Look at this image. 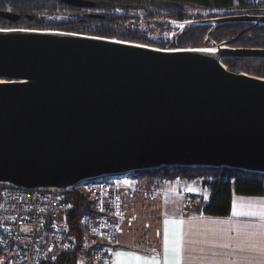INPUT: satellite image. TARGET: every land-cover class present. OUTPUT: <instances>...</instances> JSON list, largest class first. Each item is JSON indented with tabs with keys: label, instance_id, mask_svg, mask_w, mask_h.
<instances>
[{
	"label": "water",
	"instance_id": "1",
	"mask_svg": "<svg viewBox=\"0 0 264 264\" xmlns=\"http://www.w3.org/2000/svg\"><path fill=\"white\" fill-rule=\"evenodd\" d=\"M229 13L176 23L210 27L202 47L0 28V186L68 196L85 181L164 168L264 175V79L224 65L264 59V49L230 46L264 27V8ZM227 24L248 27L212 41Z\"/></svg>",
	"mask_w": 264,
	"mask_h": 264
},
{
	"label": "trees",
	"instance_id": "2",
	"mask_svg": "<svg viewBox=\"0 0 264 264\" xmlns=\"http://www.w3.org/2000/svg\"><path fill=\"white\" fill-rule=\"evenodd\" d=\"M87 7H74L61 0H0V12L20 17L16 23L0 18V28L57 30L82 35L118 39L159 48L206 46L208 26L177 27L176 23L203 21L238 15L234 10L257 9L246 0H81ZM193 16L195 20L192 19ZM248 26L227 24L214 31L212 41L221 43L236 38ZM233 48L264 49V27L244 33ZM230 71L264 79V59H226ZM166 172V173H165ZM145 187H158L161 180L202 179L208 183L213 197L199 212L205 216L228 217L233 195L264 196V175L229 169H161L132 174ZM209 178V179H207ZM67 200L72 209L66 215V226L77 242L82 232L79 219L88 204L70 194ZM149 232V231H148ZM149 239V238H146ZM138 242H142L138 240ZM149 243L151 241L146 240ZM76 252L60 256L55 264H76Z\"/></svg>",
	"mask_w": 264,
	"mask_h": 264
},
{
	"label": "built area",
	"instance_id": "3",
	"mask_svg": "<svg viewBox=\"0 0 264 264\" xmlns=\"http://www.w3.org/2000/svg\"><path fill=\"white\" fill-rule=\"evenodd\" d=\"M250 3L264 8V0ZM118 179L135 181L132 175L104 177L74 187L72 194L88 204L79 219V242L66 226L72 209L66 195L54 189L0 186V264H55L67 252H76V264H109L111 248L123 231L119 221L124 216V199L164 195L159 186L145 187L138 181L137 185H119ZM186 203L197 206L201 200L187 198Z\"/></svg>",
	"mask_w": 264,
	"mask_h": 264
},
{
	"label": "crops",
	"instance_id": "4",
	"mask_svg": "<svg viewBox=\"0 0 264 264\" xmlns=\"http://www.w3.org/2000/svg\"><path fill=\"white\" fill-rule=\"evenodd\" d=\"M181 180H171L169 185H165V180L163 183H160L159 189L164 192L163 196H145L150 198V201L147 205H142L143 216H149L147 219L144 218V221L149 220V223H146L149 227V225L154 224L152 222L153 220L157 227L155 231L151 227H144L146 229L143 231L142 242L133 240V238L128 239L126 236L128 222L123 218L120 219L119 224H121L124 231H122L118 242L111 248L109 264H145V261H152L153 259L159 260V264H163L165 219H183L185 221L183 229L185 232V240L189 242L187 245L190 249L188 253L190 256L189 264H258L256 260L252 259L256 254L240 250L239 246L244 241L238 237L236 226L247 225L249 226V231H259V225L261 223L260 213L264 212V196L233 195L231 212L228 217L205 216L199 211L208 205L213 197L209 184L203 182L202 179L191 181L182 180V182H179ZM167 187L172 192H167ZM181 188L186 189L188 193L182 196L185 190ZM177 191L180 195L175 193ZM205 195H207V199H205ZM167 196L169 198L162 200L163 197ZM134 197L138 198L139 195ZM159 198L162 203V213L158 216L156 214L157 212H154L152 205ZM187 198H198L201 200V204L188 206L186 203ZM233 201L237 203L238 212H254L256 215L233 216ZM168 227L170 233L175 228L172 224H169ZM146 240L151 242L147 243L145 242ZM225 243L230 244L231 247H218V245ZM212 252H216L218 255L213 257ZM136 257H140L141 259L137 260Z\"/></svg>",
	"mask_w": 264,
	"mask_h": 264
},
{
	"label": "snow or ice",
	"instance_id": "5",
	"mask_svg": "<svg viewBox=\"0 0 264 264\" xmlns=\"http://www.w3.org/2000/svg\"><path fill=\"white\" fill-rule=\"evenodd\" d=\"M9 29H0V31H8ZM17 31H30V29H16ZM59 35H76V33H56ZM95 39H100L95 37ZM115 43H124L123 41H115ZM134 47H145L144 45H133ZM199 51L212 52L214 49H199ZM205 195V199H207ZM233 216L236 215H256L254 212H238L237 203L233 201ZM261 223L259 225V231H249V226L247 225H237L236 231L238 237L242 238L244 243L240 245L241 251H247L249 253L256 254L252 257L256 260L258 264H264V212L260 213ZM169 224L175 226L174 230L169 232ZM185 221L183 219L179 220H164V239H163V264H189L190 256L188 253L190 249L188 248V241L185 240V232L183 225ZM258 238V239H257ZM218 247L229 248L230 244L218 245ZM218 254L212 252V256L215 257ZM55 259V257H53ZM140 260V257H136ZM145 264H159V260L153 259L152 261H145Z\"/></svg>",
	"mask_w": 264,
	"mask_h": 264
},
{
	"label": "rangeland",
	"instance_id": "6",
	"mask_svg": "<svg viewBox=\"0 0 264 264\" xmlns=\"http://www.w3.org/2000/svg\"><path fill=\"white\" fill-rule=\"evenodd\" d=\"M255 1V0H253ZM247 3H249L250 5L254 6V7H257L255 4H251L250 3V0H246ZM192 19L194 18L193 16H191ZM195 20V19H193ZM233 72H236V71H233ZM236 73H240V72H236ZM166 173V172H165ZM203 179V178H202ZM209 179V178H207ZM176 180H181V178H177ZM182 180H185V181H191V180H188V179H182ZM179 181V182H182ZM199 180V179H198ZM171 179H166L165 180V185H169ZM204 182V180H202ZM117 184L119 185H137V183L135 181H133L132 179H118V181H116ZM184 186V185H183ZM193 186V185H192ZM195 188V187H194ZM182 190H185V192H183L184 194L182 196L185 195V193L187 194V190L186 189H183L181 188ZM166 191L169 192V188L167 187L166 188ZM172 192V191H170ZM174 192V191H173ZM177 195H180L179 192H175ZM169 198L168 196L167 197H163L162 200L164 199H167ZM158 201L156 203H153V210L154 212L159 216L160 213H162V203H161V199H157ZM150 201V198L148 197H145V196H140L137 198V197H129L127 196L125 199H124V215L125 216H122V218L128 222V227H126V230L127 233H126V236L128 237V239H131L133 238V240H142V237H143V231H145L146 228L144 227H147V228H152L153 231H155L157 225L155 223V221L152 220V222L154 223L153 225H148L146 223H149V220L148 221H144V218L147 219L149 216L147 215L146 217L143 216L142 214V205H147V203ZM146 203V204H145ZM146 208V207H145ZM130 209V210H129ZM146 213V212H145ZM130 217V218H129ZM151 222V221H150ZM124 231V229H123ZM124 233V232H123ZM126 238V237H125ZM127 239V238H126Z\"/></svg>",
	"mask_w": 264,
	"mask_h": 264
},
{
	"label": "flooded vegetation",
	"instance_id": "7",
	"mask_svg": "<svg viewBox=\"0 0 264 264\" xmlns=\"http://www.w3.org/2000/svg\"><path fill=\"white\" fill-rule=\"evenodd\" d=\"M209 45V44H208Z\"/></svg>",
	"mask_w": 264,
	"mask_h": 264
}]
</instances>
